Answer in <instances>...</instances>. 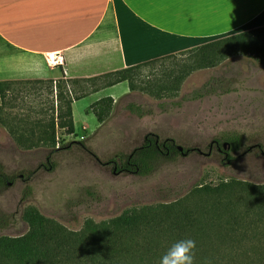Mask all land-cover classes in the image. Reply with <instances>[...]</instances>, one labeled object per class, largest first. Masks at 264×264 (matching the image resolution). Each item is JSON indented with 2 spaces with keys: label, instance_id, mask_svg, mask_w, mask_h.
<instances>
[{
  "label": "rangeland",
  "instance_id": "obj_1",
  "mask_svg": "<svg viewBox=\"0 0 264 264\" xmlns=\"http://www.w3.org/2000/svg\"><path fill=\"white\" fill-rule=\"evenodd\" d=\"M175 59L182 63L186 56ZM158 70L155 65L142 74ZM40 88V97L27 101L21 100L27 88L15 87L4 112L46 121L54 98ZM126 101L151 114H131L123 106ZM73 127L72 135L61 136L60 145L66 148L52 152L48 161L50 148L19 149L0 127V236L26 232L21 212L27 206L77 231L86 219L98 223L127 209L169 204L203 185L231 179L263 185L264 65L253 56L232 55L213 68L191 72L172 97L155 100L132 92L116 101L102 124L79 100L73 107ZM146 135L157 140L161 152L153 171L146 176L113 171V165L124 166ZM211 142L220 151L212 144L206 154ZM176 146L190 151L184 155Z\"/></svg>",
  "mask_w": 264,
  "mask_h": 264
},
{
  "label": "trees",
  "instance_id": "obj_2",
  "mask_svg": "<svg viewBox=\"0 0 264 264\" xmlns=\"http://www.w3.org/2000/svg\"><path fill=\"white\" fill-rule=\"evenodd\" d=\"M235 54L253 56L264 65V26L74 81L85 84L77 89L68 80L56 81L53 87L50 83L40 85L48 95L54 89V100L50 101L54 105L46 121L41 117L28 119L26 115L5 113L4 92L9 84L0 83V125L18 148L37 145L50 148L48 161L52 152L66 148L60 145L61 136L74 133L71 103L93 91V87L125 82L129 92L160 100L174 96L191 72L213 68ZM184 55L186 59L182 63L176 61V57ZM168 60H172L170 65H164ZM155 65L160 67L157 73L142 74L143 69ZM35 83L41 84H32ZM40 86H33L36 98L40 97ZM125 109L137 117L151 114L150 111L143 113L134 103H128ZM111 110L110 97H102L86 108L97 124L108 119ZM41 111L33 113L41 115ZM161 146L165 147V143ZM160 154L158 144L146 135L120 171L146 176L153 171ZM3 179L0 173V182ZM21 219L27 225L23 235L0 236V264H159L168 248L176 240L185 238L196 241L195 264H264V184L231 179L212 187H195L188 195L169 204L127 209L98 223L86 219L77 231L65 229L32 206L22 209Z\"/></svg>",
  "mask_w": 264,
  "mask_h": 264
},
{
  "label": "crops",
  "instance_id": "obj_3",
  "mask_svg": "<svg viewBox=\"0 0 264 264\" xmlns=\"http://www.w3.org/2000/svg\"><path fill=\"white\" fill-rule=\"evenodd\" d=\"M261 26L264 0H0V83L9 84L5 101L19 86L28 89L21 100H33V86L68 80L77 89L74 81ZM93 88L71 103L72 122L79 100L87 108L110 97L113 108L132 94L125 82Z\"/></svg>",
  "mask_w": 264,
  "mask_h": 264
},
{
  "label": "clouds",
  "instance_id": "obj_4",
  "mask_svg": "<svg viewBox=\"0 0 264 264\" xmlns=\"http://www.w3.org/2000/svg\"><path fill=\"white\" fill-rule=\"evenodd\" d=\"M196 241L191 238L176 240L161 256L159 264H195Z\"/></svg>",
  "mask_w": 264,
  "mask_h": 264
},
{
  "label": "flooded vegetation",
  "instance_id": "obj_5",
  "mask_svg": "<svg viewBox=\"0 0 264 264\" xmlns=\"http://www.w3.org/2000/svg\"><path fill=\"white\" fill-rule=\"evenodd\" d=\"M154 143L157 144V140H156V139L154 140ZM212 144L215 146V148H216L218 151H220V148H218V145H217L216 142H213V143L211 142V143L209 144V149H208V151L210 150ZM224 155L226 156V153H224ZM125 163H127V161H126ZM121 169H124L122 165H120V166L117 167V168H116L115 165H113V171H116V170H117V171H120Z\"/></svg>",
  "mask_w": 264,
  "mask_h": 264
},
{
  "label": "water",
  "instance_id": "obj_6",
  "mask_svg": "<svg viewBox=\"0 0 264 264\" xmlns=\"http://www.w3.org/2000/svg\"><path fill=\"white\" fill-rule=\"evenodd\" d=\"M221 147H222V149H223V148H224V145L222 144ZM175 149H176L178 152H180V153H182V154H184V155L187 154V151L182 152V148L179 147V146H176ZM191 151H193V150H191ZM194 151L200 153L197 149H194ZM208 153H209V151H208L206 154H208ZM260 154H261L262 156H264V152H263V151H260Z\"/></svg>",
  "mask_w": 264,
  "mask_h": 264
}]
</instances>
